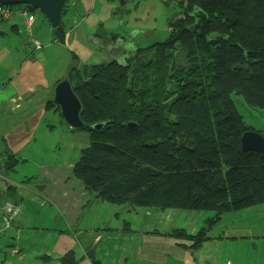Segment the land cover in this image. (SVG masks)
Instances as JSON below:
<instances>
[{
  "label": "trees",
  "instance_id": "16d2710c",
  "mask_svg": "<svg viewBox=\"0 0 264 264\" xmlns=\"http://www.w3.org/2000/svg\"><path fill=\"white\" fill-rule=\"evenodd\" d=\"M65 26L51 30L60 44ZM124 56L70 67L63 77L89 136L70 173L100 203L212 212L193 235L153 233L195 252L223 214L264 204V158L239 143L246 131L264 132L247 125L231 100L264 109V0H184L163 41ZM45 110L60 118L52 101ZM177 133L190 144L178 143ZM4 154L0 169L11 171L17 161ZM76 262L73 253L59 259Z\"/></svg>",
  "mask_w": 264,
  "mask_h": 264
},
{
  "label": "crops",
  "instance_id": "0c3cea01",
  "mask_svg": "<svg viewBox=\"0 0 264 264\" xmlns=\"http://www.w3.org/2000/svg\"><path fill=\"white\" fill-rule=\"evenodd\" d=\"M68 2L67 11L74 16L78 6L83 10L90 5L88 12L93 4V0ZM0 24H6L0 28V163L6 161L5 150L17 161L11 171L0 169V202L20 208L11 228L0 235V264H59L67 253H73L75 264H93L92 256L98 264H237L235 246L253 237L249 227L228 231L223 237L208 234L210 239L191 252L171 238L153 234L181 229L173 225L187 220L181 215L185 211L117 209L91 200L70 173L76 161L56 159L66 141L76 140V133L45 110L54 85L62 78H50L44 64L55 55L52 44L60 43L54 41L50 26L40 15L33 25L36 38L41 41V37L45 44L40 51L25 41L20 18L0 20ZM72 30V26H65V42L60 44L70 53L80 56L90 45L102 46L97 37L89 36L82 43ZM117 44L114 40L113 45ZM60 130V140L46 145L48 137ZM45 151L50 154L49 162L40 159ZM19 165L31 166V172L16 171ZM252 216L263 223L264 230V214L255 211ZM257 264H264V260Z\"/></svg>",
  "mask_w": 264,
  "mask_h": 264
},
{
  "label": "rangeland",
  "instance_id": "374dc122",
  "mask_svg": "<svg viewBox=\"0 0 264 264\" xmlns=\"http://www.w3.org/2000/svg\"><path fill=\"white\" fill-rule=\"evenodd\" d=\"M183 2L184 0H93L92 7L88 12L87 9L90 5L83 10L78 6L74 11L76 16L72 11H67L62 16V22L66 26H72V35L76 33V37L82 43H85L86 38L89 36L97 37L104 47L90 45L86 47V51L80 56L75 54L78 58H73L64 46L52 44L51 47H54L56 52L51 60L44 64L46 74L50 78H63L70 67L79 68L83 64L97 65L112 60L117 61V59L120 61V59L125 58L123 51L129 52V49L131 51L137 48H146L156 42L163 41L168 34L169 22L179 16L180 6ZM3 27H6V24H0V28ZM113 35L116 37L115 39L111 38ZM39 38L41 39V46L45 47L44 41L41 37ZM114 40L118 42L117 45H113ZM4 43H6V40ZM46 51L47 49H43L42 52ZM88 52H91V54L87 55ZM0 69L2 70V68ZM60 72L63 75H60ZM231 100L247 125L264 132V109L247 107L240 96L231 95ZM65 129L67 130V128ZM62 132L63 130H60V132L55 133L56 135L49 136L46 145H51V140L59 141L58 136ZM74 133H76V140L74 142L72 140L70 142L66 141L60 156L56 157L57 160L64 158L74 162L79 157V151L88 146L89 136L86 132L77 131ZM176 138L178 143L190 144L188 138L181 136L179 133L176 134ZM40 156V159L44 162L51 161L48 151ZM22 169L31 172V166L21 168V165L17 167L16 171ZM14 176L15 174L12 173L11 177ZM96 202L98 203V201ZM112 207L118 209L126 206ZM249 209L235 212V214H223L220 222L213 227L212 232L208 233L211 237H223L228 231H239L247 227L253 230L251 239H243L241 244L235 246L234 259L237 260L235 261L237 264H257L260 263L261 259L264 260L263 223L255 221L252 216L255 211L264 214V204ZM181 213L189 221H180L178 225L173 226L174 228L180 226L179 228L192 235L199 228L205 226L204 221L207 218L213 216L212 212L191 211ZM259 233H261V236H259Z\"/></svg>",
  "mask_w": 264,
  "mask_h": 264
},
{
  "label": "water",
  "instance_id": "95a60500",
  "mask_svg": "<svg viewBox=\"0 0 264 264\" xmlns=\"http://www.w3.org/2000/svg\"><path fill=\"white\" fill-rule=\"evenodd\" d=\"M1 5H25L38 11L50 26L51 30L58 29L62 24L63 12L67 9V0H0ZM52 103L58 108L59 116L69 130L82 131L84 124L79 118L80 103L73 94L70 83L66 78L58 81L52 89ZM101 124L92 126L100 129ZM135 129L133 123L125 125ZM242 151L255 152L264 158V137L255 131L244 132L239 139Z\"/></svg>",
  "mask_w": 264,
  "mask_h": 264
},
{
  "label": "built area",
  "instance_id": "2783aa9c",
  "mask_svg": "<svg viewBox=\"0 0 264 264\" xmlns=\"http://www.w3.org/2000/svg\"><path fill=\"white\" fill-rule=\"evenodd\" d=\"M69 2L67 0V7ZM37 12H31L25 5H1L0 4V20H8L11 18H20L23 22L24 38L29 46L35 51H40L42 46L36 38L34 32V22ZM19 206L10 202H0V235L9 230L14 218L19 213Z\"/></svg>",
  "mask_w": 264,
  "mask_h": 264
}]
</instances>
